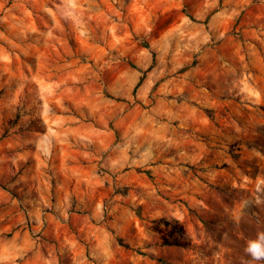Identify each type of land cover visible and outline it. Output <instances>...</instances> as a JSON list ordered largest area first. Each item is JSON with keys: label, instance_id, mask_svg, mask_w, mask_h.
I'll return each mask as SVG.
<instances>
[{"label": "rangeland", "instance_id": "1", "mask_svg": "<svg viewBox=\"0 0 264 264\" xmlns=\"http://www.w3.org/2000/svg\"><path fill=\"white\" fill-rule=\"evenodd\" d=\"M258 231L264 0H0V264H264Z\"/></svg>", "mask_w": 264, "mask_h": 264}, {"label": "crops", "instance_id": "2", "mask_svg": "<svg viewBox=\"0 0 264 264\" xmlns=\"http://www.w3.org/2000/svg\"><path fill=\"white\" fill-rule=\"evenodd\" d=\"M60 151H61V154H60L61 157H64L65 153L68 154V155L70 153V152H65V150L63 148H60ZM68 162L69 163L67 164V166H65L67 169H68V167H72L73 166V164L70 161H68ZM63 165L64 164L62 163V165L58 168L60 171H62V173L64 172V170L62 169ZM67 169H65V170H67ZM47 182H48V186L52 187L51 188L52 192H48L47 194L43 192V193L39 194V196L34 197V198H36V200L41 201V199H42V201H45V199H46L49 203H51V204L55 203L56 204V200L60 201L61 198H62V191L64 192V196L65 197H72L73 188H72L71 185L64 184L62 186V183L58 182L56 178H53L51 180H47ZM35 184L36 183L33 182L34 186H35ZM39 187H40V184L37 183L36 189L38 190ZM52 200H54V201H52ZM27 219L31 220L29 218V216L28 217H22V218L18 216V218L16 220H14L13 222L10 223L11 227H16V226L19 225V223H22L23 225H26L27 224Z\"/></svg>", "mask_w": 264, "mask_h": 264}, {"label": "clouds", "instance_id": "3", "mask_svg": "<svg viewBox=\"0 0 264 264\" xmlns=\"http://www.w3.org/2000/svg\"><path fill=\"white\" fill-rule=\"evenodd\" d=\"M244 252L254 261H264V231H258L246 242Z\"/></svg>", "mask_w": 264, "mask_h": 264}]
</instances>
